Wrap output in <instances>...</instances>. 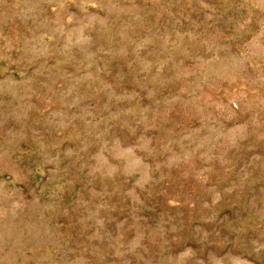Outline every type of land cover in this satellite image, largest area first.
Returning <instances> with one entry per match:
<instances>
[{
    "label": "rangeland",
    "instance_id": "1",
    "mask_svg": "<svg viewBox=\"0 0 264 264\" xmlns=\"http://www.w3.org/2000/svg\"><path fill=\"white\" fill-rule=\"evenodd\" d=\"M0 264H264V0H0Z\"/></svg>",
    "mask_w": 264,
    "mask_h": 264
}]
</instances>
